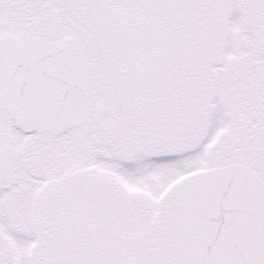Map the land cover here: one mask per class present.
Here are the masks:
<instances>
[{
	"label": "snow or ice",
	"instance_id": "obj_1",
	"mask_svg": "<svg viewBox=\"0 0 264 264\" xmlns=\"http://www.w3.org/2000/svg\"><path fill=\"white\" fill-rule=\"evenodd\" d=\"M0 264H264V0H0Z\"/></svg>",
	"mask_w": 264,
	"mask_h": 264
}]
</instances>
